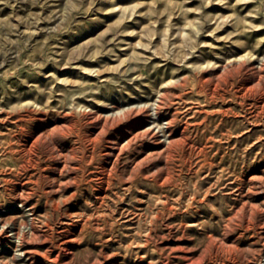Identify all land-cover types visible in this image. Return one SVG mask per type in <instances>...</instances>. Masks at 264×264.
Masks as SVG:
<instances>
[{
  "label": "rangeland",
  "instance_id": "obj_1",
  "mask_svg": "<svg viewBox=\"0 0 264 264\" xmlns=\"http://www.w3.org/2000/svg\"><path fill=\"white\" fill-rule=\"evenodd\" d=\"M0 264H264V0H0Z\"/></svg>",
  "mask_w": 264,
  "mask_h": 264
},
{
  "label": "bare ground",
  "instance_id": "obj_2",
  "mask_svg": "<svg viewBox=\"0 0 264 264\" xmlns=\"http://www.w3.org/2000/svg\"><path fill=\"white\" fill-rule=\"evenodd\" d=\"M155 111L157 112L158 111V106L156 105L155 106ZM156 115V114H155ZM130 136H132V133H131V135ZM165 136V135H164ZM129 138V137H128ZM16 231V230H15ZM31 232V231H30ZM25 234L26 233H24V232H21L20 233V238H21V240L25 237ZM21 240H20V243L19 244H21Z\"/></svg>",
  "mask_w": 264,
  "mask_h": 264
}]
</instances>
